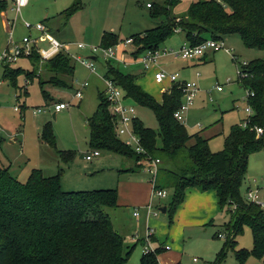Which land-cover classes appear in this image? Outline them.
Instances as JSON below:
<instances>
[{
  "label": "rangeland",
  "instance_id": "374dc122",
  "mask_svg": "<svg viewBox=\"0 0 264 264\" xmlns=\"http://www.w3.org/2000/svg\"><path fill=\"white\" fill-rule=\"evenodd\" d=\"M5 1L8 7L6 11H0V58L7 50L13 52L16 46L23 47L24 38L39 36L35 29L29 30L26 23L36 26L46 19L45 25L51 36L68 47L74 75L68 78L49 72L46 69L48 60H44L38 52L24 55L8 66L12 70L24 71L15 80L4 76L5 68L0 64V168L8 169L22 183L28 180L33 169L42 170L46 176L57 175L61 170L62 188L67 192L121 189V199L130 206L108 209V213L114 229L125 239L123 253L134 246L124 264H142L141 259L147 249L145 239L150 230L155 237L150 248L160 250L158 264H214L226 242L217 234L226 233L224 226L230 222V213L228 209L219 208L212 191L188 189L184 203L171 214L174 192L165 188V198L158 199L152 194V210L149 213V204L140 205L135 199L142 187L129 184L150 181L151 177L145 169H140L129 157L105 151H100L101 155L91 161L85 159L86 154L93 151L89 146L88 119L97 110L99 92L106 88L108 64L124 73L139 76L138 86L157 101L162 99V89L168 87V82L157 84L153 72H144L140 59L135 61V46L125 48L123 42L154 28L158 22L152 18L148 4L158 7L168 0H30L20 14L13 10L14 0ZM191 2L179 0L175 16L183 18ZM105 33H113L120 40L119 45L113 46L117 47L116 58L106 61L99 55L95 63L96 72L92 73L80 60L89 61L93 57L89 48L102 47ZM183 42V34H175L162 45V49L179 50ZM80 44L86 48L79 49ZM224 44L222 50L202 63H191L172 56L159 61L167 73L178 74L179 81L195 82L199 87L184 126L190 135L200 133L209 140V149L213 153L224 148L232 127L240 125L248 117L246 109L249 102L247 92L238 80V62H251L263 57V52L248 49L236 35L228 37ZM40 47L47 49V44L42 43ZM34 53L40 59H34ZM232 55L237 57V61ZM123 59L126 64L121 62ZM28 72H33L36 78L27 81ZM57 80H63L66 86H56ZM85 82L89 83V87L83 90V97L75 98V92ZM216 86H222L224 92L218 93ZM68 102V109L56 113V104ZM125 104L135 107L137 118L145 127L158 131V122L151 110L127 98ZM37 110L41 111L35 114ZM46 124H51L57 149L70 152L67 161H63L57 150L43 141L42 130ZM263 181L264 150L250 155L241 195L246 199L248 188L258 185L261 188L260 197L264 200ZM163 208H167L165 213L161 212ZM136 209L139 217L133 215ZM135 235L144 239V243L140 241L136 244L133 240ZM236 242V250L253 249L249 227H243ZM167 245L170 251H163ZM194 259L198 263H194ZM221 264L242 263L232 250H228ZM244 264L260 262L251 256Z\"/></svg>",
  "mask_w": 264,
  "mask_h": 264
},
{
  "label": "trees",
  "instance_id": "16d2710c",
  "mask_svg": "<svg viewBox=\"0 0 264 264\" xmlns=\"http://www.w3.org/2000/svg\"><path fill=\"white\" fill-rule=\"evenodd\" d=\"M191 1L181 19L174 13L179 0H168L158 7L151 5V16L158 24L132 37L137 49L133 56L138 58L159 49L178 31L193 46L207 39L240 37L248 49L263 52V57L246 65L238 62L242 73L247 75L238 80L249 92L247 99L254 113L248 119V127H232L224 148L213 153L209 140L200 133L190 135L184 124L175 119L183 101L177 84L163 94L159 103L138 86L139 76L108 64L105 79L120 86L125 99L151 110L159 129L154 131L138 118L134 120V131L146 151V155H137L117 137L109 105L99 92L97 110L88 119L89 146L129 157L139 168L160 159L158 185L154 189L173 190L171 214L184 203L188 189L215 192L219 208L228 209L230 222L224 226L229 237L214 264H221L228 250L242 264L251 256L264 264V210L241 195L250 155L264 150V0ZM7 7V2L0 0V11H6ZM101 43L102 47L110 48L119 45L120 40L113 33H105ZM33 57L40 59L37 53ZM47 62L49 72L73 78L74 66L66 54ZM8 66H4L6 78L15 80L24 74L22 69L12 70ZM28 73L27 81H30L35 75ZM55 85L66 86L63 80H57ZM255 127L262 128L263 134L258 136ZM42 139L57 150L63 161L70 158V152L57 149L51 124L44 125ZM118 207L117 190L64 191L61 170L57 175L46 176L42 170L33 169L22 183L8 169L0 168V264H124L134 246L123 253L125 239L114 229L108 213V209ZM244 226L251 230L252 250H236V238ZM159 253L160 250H155L143 254L141 263L158 264Z\"/></svg>",
  "mask_w": 264,
  "mask_h": 264
},
{
  "label": "built area",
  "instance_id": "2783aa9c",
  "mask_svg": "<svg viewBox=\"0 0 264 264\" xmlns=\"http://www.w3.org/2000/svg\"><path fill=\"white\" fill-rule=\"evenodd\" d=\"M30 0H24L23 3H21V0H14L13 1V10L20 14L24 8H26L29 4ZM151 5H148V8H150ZM25 26L29 29H35L39 36L37 38H24L23 42L21 43L22 46H16L14 48L13 52H10V50H7L0 58V64L10 65L13 62H16L18 58L24 57V55H27L31 52H38L40 56L44 60H51L55 58L57 55L64 53L69 56L67 53L68 47L64 44H61L59 41H57L55 38H53L50 34V31L48 30L47 26L45 24H38L36 26H33L30 23H26ZM179 33V31H178ZM42 43L47 44V49L49 48L50 51H47L46 48H41L40 45ZM125 45V48H128L129 46L133 45V39L130 38L123 42ZM225 47L224 39L221 40H214V39H207L204 42H202L199 45H191L188 42H184L182 47L179 50H167L162 49L160 47L159 49L155 51H147L143 55H141V58H134L135 61L140 59V64L143 66V71L145 72H153L154 74V80L157 84H163L165 82H168L170 85L169 87H165L162 89L164 93L170 92L173 85H178L179 89L181 90L183 94V101L181 106L178 108V110L175 112V119L184 124L185 123V117L190 109L191 106H193L195 99L200 91L199 87L195 82H188V81H179V75L178 74H169L167 73L159 63L161 59H164L166 57L172 56L174 59H181V60H190V61H199L202 60L207 56V54L215 53L220 50H222ZM79 49H85L86 47L82 44L78 46ZM117 47H90L89 50L92 54V56L95 59L89 58V61L86 60H80L81 63L92 73L96 72V59L99 58V55H102L103 59L106 61L113 60L116 58L115 49ZM28 50L30 51L28 53ZM36 50V51H35ZM230 53V50H227ZM126 52V51H125ZM124 52V53H125ZM233 60L237 61V57L235 55H232ZM71 58V57H70ZM122 63L126 64V62L121 60ZM243 65H246L247 62H242ZM246 74H243L240 70V65L238 67V77L243 78L246 77ZM106 82V88L102 92L103 96L105 97V100L107 101L109 105V111L111 115L113 116V119L115 121V131L117 137L123 142V144L130 148L134 153H136L139 156L146 155V151L142 146L141 138L137 135V133L134 131L133 128V122L135 119H137V113L135 107L131 105L125 104V96L124 91L120 86H118L115 82L105 79ZM89 87V83L85 82L80 90H77L75 92L74 97L77 99H81L83 97V90L87 89ZM217 92H222L224 88L222 86H216ZM247 92V98H249V92ZM70 107V103H60L56 104L55 111L56 113L61 112L63 110H66ZM41 110H37L34 113L37 114ZM246 112L248 114V117L242 121L240 124V127L245 129L248 127L249 118L253 116V110L252 107L249 105V107L246 109ZM256 133L258 136L263 134V129L259 127H255ZM100 151L93 150L91 153L86 154L85 159L87 161H91L95 157H99ZM161 166V160L160 159H154L151 161H148L146 164L143 165L142 169H145L146 172L150 175L151 180L150 183L152 184L153 188L157 186V177L159 175V170ZM256 184V181H254V185ZM264 189V181L261 186ZM261 188L257 185V187L254 186L248 188L246 200L247 202L253 203L258 205L260 208L264 210V200L260 197ZM154 197L158 199L165 198L167 196V191L162 189H154L153 190ZM148 212L151 213L152 206L149 205ZM138 210L134 213V216H139ZM156 215V214H154ZM154 233L152 230H150L147 234V237L145 239L147 244V249H145L144 254H149L155 252V250H152L150 248V244L153 240ZM217 237L219 239L227 240L229 237V232L226 231V233H218ZM166 250H170V246L165 247ZM194 263H198L197 259L193 260Z\"/></svg>",
  "mask_w": 264,
  "mask_h": 264
},
{
  "label": "crops",
  "instance_id": "0c3cea01",
  "mask_svg": "<svg viewBox=\"0 0 264 264\" xmlns=\"http://www.w3.org/2000/svg\"><path fill=\"white\" fill-rule=\"evenodd\" d=\"M149 5V4H148ZM46 20V19H45ZM44 20V21H45ZM43 21V22H44ZM43 24H45V23H43ZM178 34H180V33H178ZM182 34V33H181ZM183 37H184V42L186 41L185 40V35L183 34ZM228 38V37H227ZM227 38H225L224 39V42H225V40L227 39ZM183 42V43H184ZM214 55V53H211V54H207V56L205 57V58H203L202 60H199V61H190V60H184V61H187V62H191V63H202V62H205L210 56H213ZM91 59H95L94 57H92ZM97 60V59H96ZM161 66H163L162 64H161ZM145 72V71H144ZM144 72H142V75H145V73ZM197 76H199V75H197ZM138 80H137V84H138ZM170 85L168 84V87H169ZM222 92H224V90L222 91ZM222 92H218V93H222ZM162 93L164 94V92L162 91ZM159 103H161L162 102V99L160 100V101H158ZM242 123V122H241ZM140 169H142V168H140ZM123 173V172H122ZM129 184H138L139 185V187L141 186L142 188H141V190H140V193L138 194L137 192L135 193V194H138V196L137 195H135V199H137V202L140 204V205H145V204H149L150 205V200H151V197H152V194H153V190H154V188H153V186H152V184L150 183V181L148 180L147 182H138V183H129ZM121 189H119V191H118V205H119V207H128V206H130V203L129 204H127L126 205V203H125V201L123 200V198L121 199ZM213 192V191H212ZM214 194H215V196H216V200H217V202H218V198H217V195H216V193L215 192H213ZM148 205V206H149ZM146 206V205H145ZM166 210H167V208H166ZM137 211V209L135 210V212ZM134 212V213H135ZM134 213H133V215H134ZM140 215V214H139ZM136 217V216H135ZM137 217H139V216H137ZM137 239V240H136ZM134 241H136L135 243L137 244V242H143L144 243V239H139L138 238V236L137 235H135V239H133ZM153 241H155V237H154V240ZM134 243V242H133ZM135 245V244H134ZM168 246V245H167ZM163 251H170V250H166L165 248L163 249ZM157 261H158V257H157ZM169 264H180V262H178V263H175V262H171V263H169Z\"/></svg>",
  "mask_w": 264,
  "mask_h": 264
},
{
  "label": "water",
  "instance_id": "95a60500",
  "mask_svg": "<svg viewBox=\"0 0 264 264\" xmlns=\"http://www.w3.org/2000/svg\"><path fill=\"white\" fill-rule=\"evenodd\" d=\"M55 116H56V114H54V118H55ZM167 210H166V208H163V209H161V212H163V213H165Z\"/></svg>",
  "mask_w": 264,
  "mask_h": 264
},
{
  "label": "clouds",
  "instance_id": "9594fccd",
  "mask_svg": "<svg viewBox=\"0 0 264 264\" xmlns=\"http://www.w3.org/2000/svg\"><path fill=\"white\" fill-rule=\"evenodd\" d=\"M24 2V0H21V3H23Z\"/></svg>",
  "mask_w": 264,
  "mask_h": 264
}]
</instances>
